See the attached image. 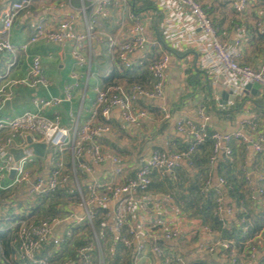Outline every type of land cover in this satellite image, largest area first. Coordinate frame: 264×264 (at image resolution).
Wrapping results in <instances>:
<instances>
[{"label": "crops", "instance_id": "1", "mask_svg": "<svg viewBox=\"0 0 264 264\" xmlns=\"http://www.w3.org/2000/svg\"><path fill=\"white\" fill-rule=\"evenodd\" d=\"M13 1L0 0V12ZM94 1L34 0L20 14L9 33L10 42L17 48L16 53H0V84L8 94V99L0 106V119L35 111L32 105L34 96L62 99L64 90L70 87V101L48 108L43 114L48 118L57 116L59 125L68 129H72L75 123L79 129L88 122L110 128L107 134L95 140L108 157L103 162L94 163L89 144L85 146L78 163L88 166V171L82 170L78 164L72 167L70 150L61 154L69 178L66 184L59 187V190H63V196L55 209L64 214L59 217L61 223L53 228L52 235L63 237L67 227L81 233L86 210H89L95 215L94 225L99 227L98 234H95L104 250L107 264H174L172 259L176 256L182 257L185 264H212L210 260L213 264H223L219 253L213 258V254L208 255L199 247L202 243L230 238L229 234L235 235L239 230L241 209L236 207L235 196L243 197L248 212L261 214L264 220V195L259 194V190L264 189V157L241 142L231 143L229 158L220 150L213 164L209 162L212 154L209 142L194 152L190 165L182 161L173 175L162 176L153 171L146 192L135 193L134 210L126 218V230L131 229L137 234L129 249H125L110 230L111 213L120 199L110 200L106 204L93 203L92 199L94 196H107L113 187L135 178L140 160L148 159L154 152L170 155L185 151L189 138L175 130V122L183 118L198 121L201 108L208 117V128L213 132H240L249 137H264V89L260 88L257 94L247 92L242 99L233 94L234 99L230 100L231 91L224 80L213 84L210 71L198 64L200 50L205 45L203 36L195 28L188 11L173 2L161 9L150 0H128L124 9L111 8L107 15L94 18ZM146 1L151 4L146 5ZM196 1L209 6L208 14L219 29L221 42L233 44L240 38L239 64L259 68L264 62V38L259 28L264 21V0H248V7L243 13L234 12L232 0ZM67 21L70 22L69 30L75 36L85 37L80 42L87 61L85 65H78L72 57L74 41L28 42L30 32L38 23L57 30L59 24ZM136 23L143 25L148 47L143 46L128 57L133 68L132 78H120L114 83L124 88L134 83L150 88L152 80L148 65L163 54H168L163 96L158 100L141 99L137 102V106L146 111V117L139 126L125 122L116 108H112L107 117L98 115L92 119L96 89L107 88L104 79L112 70L120 73L124 69L108 51V38L121 44L130 37L129 30ZM88 26L93 27L89 32L90 37ZM23 45H27L25 51L20 49ZM33 56L40 58L42 75L47 82L46 86L38 85L34 89L18 82L26 77ZM7 100L10 101L8 105L5 104ZM30 137L39 140L36 135ZM50 155L47 149L44 158L35 156L31 165L35 177L46 179L49 176L52 168ZM112 156L121 158V173H115L114 165L109 160ZM221 179L226 181L225 185L220 184ZM5 180L11 182L12 177ZM11 188L12 195L6 193L7 189L0 190V205L6 207L9 217L0 223V231L12 230L16 218L29 215L32 209L40 205V196L31 193L26 185ZM215 189H220L224 205L233 209V214L225 217V235L201 219L199 209L193 202L197 195L203 198L208 191ZM28 200L33 201L31 205ZM17 202L25 206L16 208ZM208 226L213 227L210 233L205 231ZM172 230L179 232L178 238H162V232ZM259 233L264 234V229ZM155 236L162 256L152 251L151 238ZM249 242L247 239L237 245L240 255L247 251ZM140 243L144 244L142 252L137 250ZM72 244L65 249L67 256L75 255L78 248ZM258 259L264 261V249L260 250ZM0 264L4 263L0 260Z\"/></svg>", "mask_w": 264, "mask_h": 264}, {"label": "built area", "instance_id": "2", "mask_svg": "<svg viewBox=\"0 0 264 264\" xmlns=\"http://www.w3.org/2000/svg\"><path fill=\"white\" fill-rule=\"evenodd\" d=\"M33 1L14 0L0 12V53H16L17 48L10 42L9 33L20 14L27 10ZM150 1L161 9L166 8L169 2H173L188 11L195 28L202 34L203 43L205 44L200 50L198 64L202 69L210 71L209 75H211L213 84L218 83L221 79L224 80L225 86L239 99H242L247 93L244 90L247 84H257L261 89H264V62L259 68L239 64L240 38L236 39L233 44L221 42L219 29L213 25L206 10L200 3L196 0ZM127 2L128 0H95L92 15L96 18L100 15H107L111 8L124 9L127 6ZM248 4V0H232L231 2L232 9L236 13H243ZM69 25V21L63 22L59 24L57 30H52L40 22L30 32L28 42L33 44L40 40L52 43L74 41L72 57L78 65H85L87 61L82 54V45L80 44L85 37L75 36L69 30ZM259 28L264 38V21L259 24ZM92 29V26H88V37H90L89 32ZM129 36L126 41L119 45L115 39L108 38L107 44L110 54H113L115 60L124 69L131 68V63L128 60L130 54L148 44V38L141 23H136L130 28ZM26 46L23 45L20 49L25 51ZM168 65V54H163L148 65V72L152 80L150 88L133 84L127 88L117 85L105 89H96L92 119L98 115L107 117L110 110L116 108L120 111V115L125 122L139 126L146 117V111L139 108L137 102L141 99L158 100L163 96ZM1 79L2 76H0ZM18 82L32 89L37 88L38 85H47L42 75L39 57H31L26 77ZM18 82H11V84ZM6 99H8V94H5L4 88L0 84V106ZM70 99V87L64 90L62 99H44L34 96L32 105L35 111L25 112L14 118L0 119V190L26 185L30 192L37 196H46L54 193L61 185L66 184L69 178L65 164L61 159V154L66 150L71 151L72 167L74 168L78 164L84 171L89 170L88 166L78 162L86 145L89 144L90 146V153L94 163H101L108 158L95 143L97 138L109 132L110 128L108 125L88 122L78 129L77 123L74 122L72 129H68L59 125L57 116L48 118L43 114L46 109L61 102H69ZM163 113L165 114L166 112L163 111ZM198 115V121L183 118L175 122V130L189 138V145L185 151L170 155L154 152L148 159L140 160L135 178L127 179L122 185L113 187L107 196L93 197V203L98 202L101 204H106L113 199H120L117 207L111 213L112 224L110 230L116 235L118 242L125 249H129L132 246L133 239L137 237L133 230H126V218L134 210L136 204L135 193L144 194L146 192L150 185V175L153 171L159 172L162 176L173 175L175 169L182 161H186L190 165L192 163L191 157L196 148L206 142H210L212 145L210 164L214 163L220 150L229 158L231 155L230 145L233 141L241 142L244 146L251 148L257 155L264 157L263 136L249 137L240 132L229 134L213 132L208 128V117L202 108L199 110ZM27 135L38 136L39 140L35 141L32 139V141L45 143L47 149L50 150L52 168L46 179L40 176L35 177L31 172V165L35 156L32 149L28 148ZM11 150H21L22 157L19 160H15ZM109 160L114 165L115 173H121V158L112 156ZM10 172H14L12 181L4 187L1 183L9 177ZM220 184L225 185L226 181L221 179ZM259 194L264 195V189H260ZM213 199L215 202L214 214L224 227L226 225L225 217L232 215L233 209L224 205L220 189L214 190ZM8 218L6 207L0 205V223L7 221ZM94 219V213L86 210L85 220L92 230L93 241L84 242L82 246L76 249L75 255L60 259L52 256L54 252L52 250L59 252L62 244L73 238V227H67L63 237L60 238L52 235L53 228L61 223L59 218L51 217L37 222L30 219L15 221L13 226L15 228V238L13 240L15 253L12 256V261L20 264H107L104 250L99 244L94 231ZM250 227L251 222L243 217L240 226L242 237L247 235ZM205 231L207 233L211 232L208 227L205 228ZM161 236L165 240H174L178 238L179 232L177 230L164 231ZM156 240L157 236L151 238L153 243L152 251L156 255L162 256L163 253L156 245ZM249 240L247 251L242 255L239 254L234 240L221 239L211 243H202L199 248L208 255L219 253L223 259V264H264V261L257 260L260 250L264 249V234L258 233ZM143 249L144 244H138V252H142ZM172 262L174 264H185L180 256L174 257ZM9 264L12 263L9 262Z\"/></svg>", "mask_w": 264, "mask_h": 264}, {"label": "trees", "instance_id": "3", "mask_svg": "<svg viewBox=\"0 0 264 264\" xmlns=\"http://www.w3.org/2000/svg\"><path fill=\"white\" fill-rule=\"evenodd\" d=\"M151 3L149 1L145 2L146 5L147 4L150 5ZM202 7L206 10V12L208 14L209 6L208 5H204V6L202 5ZM208 16H209V14H208ZM159 36L161 38L160 33H159ZM174 53H177V52L174 51ZM132 70H133V68L122 69V71L120 73L113 72V70H112V72L109 74V76L107 78L104 79V81H106V84L109 87L117 86V84H115L114 81L119 80L120 78H124V79L132 78ZM134 84H136V83H134ZM138 85H140V84H138ZM108 86H106V87L108 88ZM208 143L209 142H206L205 144L200 145V146H205ZM200 146H198L196 148V150ZM191 161H192V157H191ZM62 194H63V190L57 189L54 193L48 194L46 196H40V198L38 199V202L40 203V205L38 207L32 209V211L30 213V218L35 217V220H34L35 222L40 221V220H44L47 218H51V217L59 218L58 213H60V211L55 209V205L58 204L59 201L62 199V196H63ZM213 197H214V191L210 190V191H208V194L206 196H204L203 198L200 197L199 195H197L195 197V199L193 200V202H195L194 203L195 206L197 205V207L199 209L198 213H199L201 219L205 223L209 222L210 224L215 226V228L217 230H219L223 235H225V233L227 231L225 230V228L223 227L221 222H219L218 217L214 214L215 202H214ZM235 197L237 198L236 207L238 209H241V213L239 214L240 219H242L243 217L247 218L251 222V227H250V229H249V231L245 237H242L241 232H240V228H239V230L236 232L235 235L229 234L228 237H230V238H226V237H223V238L226 240H234L236 242V245H239L240 242L254 237L261 230H263L264 229V220H263L261 214L253 215V214L248 212V210L246 209V207L244 205L245 203H244L243 197H241V196H239V197L235 196ZM25 217L26 216H23V217H20L18 219L23 220V219H25ZM39 217L42 219L37 220V218H39ZM87 227H88L90 236L89 235L79 236L78 235L79 233H77V229L73 228V230H72L73 231V238L72 239H76V241L72 245H76L77 247H79V246H82L84 244V242H86V241H88V242L93 241L92 230H91L89 225H87ZM208 228L213 231L212 226L211 227L208 226ZM12 231L13 230L0 231V255H1L0 257L2 259L1 261H3L5 264H9V262H11L12 264H20L18 262H13L12 258H11L15 252V246L13 245L15 233H14V231L13 232ZM94 231L96 234H98L99 227L97 225H94ZM72 239L63 243L62 248H61L62 251H61V249L59 252L54 251L52 256H54L57 259H60L62 257H66V255L63 254V251L65 249H67V246H68V244L71 243ZM210 262L213 264V261L210 260Z\"/></svg>", "mask_w": 264, "mask_h": 264}, {"label": "water", "instance_id": "4", "mask_svg": "<svg viewBox=\"0 0 264 264\" xmlns=\"http://www.w3.org/2000/svg\"><path fill=\"white\" fill-rule=\"evenodd\" d=\"M151 41V36H149V42ZM145 47H148V44L145 45ZM260 89V86L257 84H247L244 87L245 92H251L253 94H257L258 90ZM231 96H229L230 100L234 99V95L230 94ZM10 103L9 100L6 101V105H8ZM27 143H28V148L32 149L34 156L38 157V158H44L46 156V150H47V146L45 143L42 142H33L31 137L28 136L27 137ZM11 154L13 155L15 160H19L22 157V151L21 150H11ZM49 156V155H47ZM14 172H10V177H13ZM213 258H216V254H213Z\"/></svg>", "mask_w": 264, "mask_h": 264}, {"label": "rangeland", "instance_id": "5", "mask_svg": "<svg viewBox=\"0 0 264 264\" xmlns=\"http://www.w3.org/2000/svg\"><path fill=\"white\" fill-rule=\"evenodd\" d=\"M200 2H201V1H200ZM202 2H203V1H202ZM201 5H202V4H201ZM9 183H11L10 180H5V181L3 182V186H7ZM8 189H10V190H8ZM8 189H7L6 193H7V194L10 193L9 195H12V194H13V191H11L12 188L10 187V188H8ZM3 192H4V191H3ZM35 198H36V197H35ZM29 200H30V199H29ZM29 200H28V201H29ZM19 202H20V201H19ZM19 202L16 203V204H17V207H16V208L21 207V206H25V205H22V204L19 203ZM32 202H33V201H31V202L29 201L28 203L31 205ZM6 204H7V203H6ZM30 205H29V206H30ZM14 207H15V206H14ZM26 208H28V206H26ZM28 211H31V208H28ZM56 214H57V213H56ZM63 214H64L63 211L60 212V213H58L59 217H62L61 215H63ZM25 216H26V215H25ZM25 219H30V220H33V221H34V220H35V217L30 218V214H29V215H27V216L25 217ZM38 219H42V218L39 217V218H37V220H38ZM17 220H19V219L16 218L15 221H17ZM15 221H14V222H15ZM85 222H86V224H85ZM85 222H84V226L82 227L83 231H82L81 233H79V234H81V235H83V236H87V235H89V230H88V227H87L88 224H87V221H86V220H85ZM12 230H13L14 233H15V228H12ZM13 231H12V232H13ZM89 236H90V235H89ZM75 241H76V239H72V240H71V243H74ZM14 253H15V252H14ZM63 254L67 256V254H66V250L63 251ZM0 256H1V255H0ZM11 258H12V257H11ZM0 260H2L1 257H0ZM2 262H3V261H2ZM109 264H110V263H109Z\"/></svg>", "mask_w": 264, "mask_h": 264}]
</instances>
